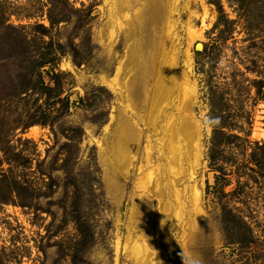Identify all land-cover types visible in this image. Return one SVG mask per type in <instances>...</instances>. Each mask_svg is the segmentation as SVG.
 <instances>
[{"label": "rangeland", "instance_id": "374dc122", "mask_svg": "<svg viewBox=\"0 0 264 264\" xmlns=\"http://www.w3.org/2000/svg\"><path fill=\"white\" fill-rule=\"evenodd\" d=\"M168 4L0 0V264H264V0Z\"/></svg>", "mask_w": 264, "mask_h": 264}, {"label": "bare ground", "instance_id": "6f19581e", "mask_svg": "<svg viewBox=\"0 0 264 264\" xmlns=\"http://www.w3.org/2000/svg\"><path fill=\"white\" fill-rule=\"evenodd\" d=\"M174 1L175 0H167V3H169L168 5L169 6H171L170 7V11L168 10V17H167V19H166V25L168 26V29H169V31L171 30V28H173L172 26L174 25V20H175V17H174V7H173V5H174ZM172 2V3H171ZM172 4V5H171ZM120 9V8H119ZM121 13V12H120ZM138 13H140V11L138 12ZM176 21V20H175ZM167 29V30H168ZM167 43V42H166ZM163 44V43H162ZM164 50V49H163ZM161 51V50H160ZM162 54H163V52H162ZM164 56V55H163ZM173 59V61L171 60L170 62H169V60L166 62V69H167V71H165V69H164V71L166 72V74H165V76L161 79V78H159V77H161V76H159L158 78H157V83H156V87H155V92H154V98H152V101H153V104H156V105H154L153 106V113L154 114H156V118H157V120H156V123L155 124H158V123H162V121L165 119V117L163 116V114L161 115V117H160V110H161V107H159V106H161V104H163V100H161V99H163V91H161L160 89H158V87H159V85H158V83L159 82H166L167 81V79L168 80H170L171 82L172 81H176L177 80V77L178 78H182L183 79V81H182V83L184 84H182V88L183 89H185V91H186V88H189L188 86H185L187 83L186 82H188V80H187V78L183 75V74H181L180 76H179V73H177V66H175V63H176V59H175V56L173 55V56H171ZM169 58V57H168ZM171 59V58H170ZM167 60V59H166ZM163 62V61H162ZM176 65H177V63H176ZM164 67H165V64H164ZM168 77V78H167ZM150 79V78H149ZM146 80V79H145ZM169 81V82H170ZM162 83V84H163ZM162 84H160V87H161V85ZM170 86H171V84H170ZM181 86V85H180ZM159 87V88H160ZM166 92V91H165ZM127 97H128V95H126ZM144 96L146 97V98H149V94H148V92L147 91H145V93H144ZM152 97V96H151ZM161 100V101H160ZM165 103V102H164ZM188 106H190V105H188ZM183 108V107H182ZM189 108V107H188ZM186 110V109H185ZM182 111L183 110H181L180 112H181V114H182V119H184V117H185V114L184 113H182ZM187 112V111H186ZM158 115H159V117H158ZM168 115V114H167ZM166 115V116H167ZM169 115H170V113H169ZM162 126V125H161ZM165 126V125H164ZM170 130V129H169ZM179 130H181V133H182V135L187 139V141H190L192 144L185 150V153H184V151H181L180 149H179V147H178V145H177V142H176V140H175V138L173 139V136L171 135L170 136V139H169V149H168V151L166 152V153H168V156H167V154H165V153H163V155L165 154V156H166V167L167 168H169V170L171 171V172H173L174 170H178V169H183V164L185 163V161H188V162H190L192 159H193V157H196L198 154H197V150H195V148L194 147H191V146H193V142H194V140H195V136H197V135H195V132H193V129H192V125L189 123V122H187V121H184L183 120V122L180 124V128H179ZM180 134V133H179ZM197 137H199V136H197ZM189 139V140H188ZM164 140V139H163ZM120 145V165L121 166H124V168L125 167H127V165H128V163L130 162L129 161V159H130V157H131V153H130V150H128L127 148H126V145L125 144H123V143H119ZM128 147V146H127ZM163 147V146H162ZM166 151V150H165ZM151 157V156H150ZM150 159V158H149ZM153 160V159H152ZM150 162V161H149ZM181 166H182V168H181ZM179 167V168H178ZM127 169V168H126ZM192 170V169H191ZM169 171V172H170ZM183 171V170H182ZM178 172H176V174H177ZM180 174V173H179ZM171 175H172V173H171ZM173 176H174V174H173ZM182 176V175H181ZM172 177V176H171ZM173 178V177H172ZM161 185V184H160ZM172 186H174V195H175V197H176V199H177V201H178V204H179V209L182 207L183 208V206L185 205V201H184V199H183V196H182V193H181V191L182 190H180L178 187H177V183L175 182V180H173V184H172ZM193 189H196V188H193ZM157 194L159 195V196H161L162 197V195H163V191H162V188H157ZM192 195V194H191ZM196 195V196H195ZM195 197H196V199L195 200H197V198H198V196H199V192H198V190H196L195 191ZM189 198H190V196H189ZM191 199V198H190ZM199 200V199H198ZM176 201V202H177ZM193 203V202H192ZM191 203V204H192ZM178 204H177V206H178ZM194 204V203H193ZM195 205H196V203H195ZM182 210V209H181ZM180 210V211H181ZM179 212V211H178ZM178 215V214H177ZM176 216V215H175Z\"/></svg>", "mask_w": 264, "mask_h": 264}, {"label": "trees", "instance_id": "16d2710c", "mask_svg": "<svg viewBox=\"0 0 264 264\" xmlns=\"http://www.w3.org/2000/svg\"><path fill=\"white\" fill-rule=\"evenodd\" d=\"M218 9L220 10V11H222V9H221V7H220V5H218ZM206 46H207V44H204V46H203V48H206ZM51 74H54L55 75V73L52 71H49ZM17 91H19V92H22V91H24L27 87L25 86V85H23V83L21 84V85H18L17 86Z\"/></svg>", "mask_w": 264, "mask_h": 264}, {"label": "clouds", "instance_id": "9594fccd", "mask_svg": "<svg viewBox=\"0 0 264 264\" xmlns=\"http://www.w3.org/2000/svg\"><path fill=\"white\" fill-rule=\"evenodd\" d=\"M212 123H219V121H218V119H216L215 121H209V120H205V124H207V125H211Z\"/></svg>", "mask_w": 264, "mask_h": 264}]
</instances>
